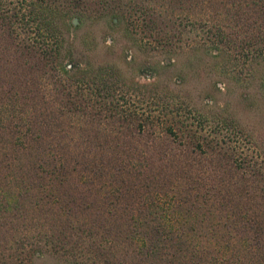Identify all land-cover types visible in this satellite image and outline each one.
<instances>
[{
	"label": "trees",
	"instance_id": "16d2710c",
	"mask_svg": "<svg viewBox=\"0 0 264 264\" xmlns=\"http://www.w3.org/2000/svg\"><path fill=\"white\" fill-rule=\"evenodd\" d=\"M107 14L169 54L189 17L190 57L264 63V0H0V58H35L40 71L0 79V219L30 213L36 225L0 264L44 252L67 264H264L261 168L238 172L217 113L201 128L159 85L82 60L72 18ZM154 128L172 148L184 133L193 155H147L137 139ZM201 161L214 173L191 169Z\"/></svg>",
	"mask_w": 264,
	"mask_h": 264
},
{
	"label": "rangeland",
	"instance_id": "374dc122",
	"mask_svg": "<svg viewBox=\"0 0 264 264\" xmlns=\"http://www.w3.org/2000/svg\"><path fill=\"white\" fill-rule=\"evenodd\" d=\"M178 30L181 32L178 46L184 47L182 50L177 49L175 54H169L164 53L160 45L149 42L143 37V33L138 32L134 27L127 26L124 21L110 17L109 14L98 20H87L82 24L72 18L71 26L74 48L82 55V60L94 65L111 64L132 83L159 85L175 96L178 102L177 110L190 120V123L201 128L207 130L209 126L215 128L213 122L216 119L213 114L217 113L229 121L228 126L221 127L223 140L235 141L239 147L238 155L242 158V167H239L238 172L245 173L247 178L251 170L260 167L264 173L263 61L261 58L190 57L189 17L181 18ZM10 59L12 58H0V79L11 76L15 69L29 71L28 73L40 72L33 69L35 58H14V61ZM9 60L18 66L12 68L7 63ZM147 131L137 139V142H147L152 148L148 149L149 147L146 146L147 155L156 153L155 149H161L159 154H164L163 156L166 157L172 155L174 159H183L189 155V152L190 155L194 153L191 144L188 152L184 149L183 144L186 140L184 133H177L174 149L161 143L163 138L160 128ZM2 136L3 134L0 133V138ZM137 145L139 147L138 143ZM222 162L223 159L220 160V163ZM191 169L205 170L207 175L214 173L213 166H208L205 161L192 162ZM221 169L223 170L220 166L215 171L220 172ZM259 185L258 183L257 190ZM256 189L255 198L260 203L264 202V199L256 197L258 196L255 193ZM27 216L30 219H22L17 214L0 219V263L3 254L13 251V247L17 244L13 241L19 236L22 238L20 242L23 239L29 242L30 236H34L35 221L30 213ZM27 234L29 235L26 237ZM34 263L67 264L63 259L46 252L36 256Z\"/></svg>",
	"mask_w": 264,
	"mask_h": 264
}]
</instances>
